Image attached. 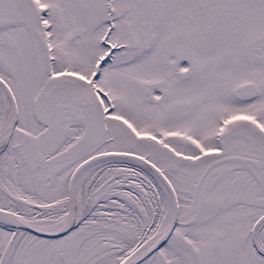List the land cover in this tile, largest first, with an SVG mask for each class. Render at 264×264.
Returning <instances> with one entry per match:
<instances>
[{"label": "snow or ice", "instance_id": "1", "mask_svg": "<svg viewBox=\"0 0 264 264\" xmlns=\"http://www.w3.org/2000/svg\"><path fill=\"white\" fill-rule=\"evenodd\" d=\"M0 264H264V0H0Z\"/></svg>", "mask_w": 264, "mask_h": 264}]
</instances>
